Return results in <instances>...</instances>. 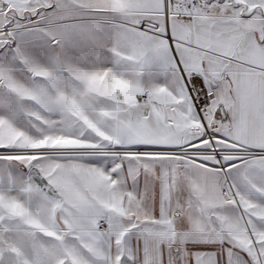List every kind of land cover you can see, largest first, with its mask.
I'll list each match as a JSON object with an SVG mask.
<instances>
[{
	"label": "snow or ice",
	"instance_id": "snow-or-ice-1",
	"mask_svg": "<svg viewBox=\"0 0 264 264\" xmlns=\"http://www.w3.org/2000/svg\"><path fill=\"white\" fill-rule=\"evenodd\" d=\"M0 264H264V0H0Z\"/></svg>",
	"mask_w": 264,
	"mask_h": 264
}]
</instances>
